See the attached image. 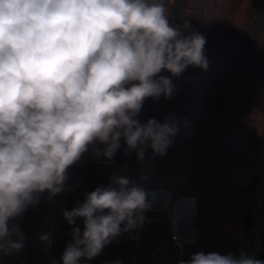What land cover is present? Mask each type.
<instances>
[{
	"label": "clouds",
	"instance_id": "9594fccd",
	"mask_svg": "<svg viewBox=\"0 0 264 264\" xmlns=\"http://www.w3.org/2000/svg\"><path fill=\"white\" fill-rule=\"evenodd\" d=\"M168 17L160 0H0V253L20 252L25 236L14 221L39 194L61 193L68 169L90 146L102 145L94 154L109 161L121 141L139 160L148 147L166 154L176 124L135 117L146 98L173 95L162 70L179 77L189 66L209 67L206 38L188 21L172 25ZM130 183L114 176L63 210L74 227L62 264L91 260L140 226L150 204ZM179 264L264 261L243 251H200Z\"/></svg>",
	"mask_w": 264,
	"mask_h": 264
},
{
	"label": "trees",
	"instance_id": "16d2710c",
	"mask_svg": "<svg viewBox=\"0 0 264 264\" xmlns=\"http://www.w3.org/2000/svg\"><path fill=\"white\" fill-rule=\"evenodd\" d=\"M152 0H150L151 2ZM172 25L188 21L206 38L207 70L189 66L171 79V98H146L135 117L155 118L178 128L166 154L145 150L143 160L124 150L109 161L90 146L68 169L64 190H46L29 205L17 223L24 233L19 253H0V264H62L73 225L63 216L99 186L107 187L115 171L125 169L130 186L166 189L179 198L197 197V239L180 248L166 214L143 212L137 228L122 232L100 255L79 264H179L195 252H218L255 258L254 219L264 207V0H160ZM187 34V33H186ZM83 230V220H77ZM124 225H121L123 229ZM261 233V232H260ZM43 235L49 241L41 240ZM261 247L264 254V233Z\"/></svg>",
	"mask_w": 264,
	"mask_h": 264
},
{
	"label": "rangeland",
	"instance_id": "374dc122",
	"mask_svg": "<svg viewBox=\"0 0 264 264\" xmlns=\"http://www.w3.org/2000/svg\"><path fill=\"white\" fill-rule=\"evenodd\" d=\"M152 2V1H151ZM114 176H124L127 178V172L125 169H117ZM113 176V177H114ZM147 193V199L150 204L149 211L156 214H166L173 223V235L174 232L182 240V245L178 244L179 241H175V244L180 248L184 245L195 242L197 237V230L195 227V221L198 215V199L197 197L189 196L187 198H179L172 195L166 189L159 190H145ZM254 228L252 233L254 236L253 249L258 257L263 254L261 247V236L264 233V207H259L256 211L254 219ZM261 232V233H260ZM172 235V236H173Z\"/></svg>",
	"mask_w": 264,
	"mask_h": 264
},
{
	"label": "built area",
	"instance_id": "2783aa9c",
	"mask_svg": "<svg viewBox=\"0 0 264 264\" xmlns=\"http://www.w3.org/2000/svg\"><path fill=\"white\" fill-rule=\"evenodd\" d=\"M172 237H173L174 242H175V241H176V242L179 241L178 244H179V245H180V244L182 245V242H183V241H182V240H179V237L177 236V234H175V232H174V235H173ZM181 245H180V246H181Z\"/></svg>",
	"mask_w": 264,
	"mask_h": 264
},
{
	"label": "water",
	"instance_id": "95a60500",
	"mask_svg": "<svg viewBox=\"0 0 264 264\" xmlns=\"http://www.w3.org/2000/svg\"><path fill=\"white\" fill-rule=\"evenodd\" d=\"M257 260L264 261V254H261L259 257L256 258Z\"/></svg>",
	"mask_w": 264,
	"mask_h": 264
}]
</instances>
